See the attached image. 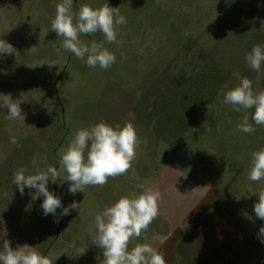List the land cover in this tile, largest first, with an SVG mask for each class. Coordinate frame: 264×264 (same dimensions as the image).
Returning <instances> with one entry per match:
<instances>
[{
	"label": "rangeland",
	"instance_id": "rangeland-1",
	"mask_svg": "<svg viewBox=\"0 0 264 264\" xmlns=\"http://www.w3.org/2000/svg\"><path fill=\"white\" fill-rule=\"evenodd\" d=\"M61 2L0 0V39L15 49L0 55V94L18 99L25 116L10 121L0 108V248L6 239L70 264L102 257L88 232L95 215L147 184L161 193L159 216L129 248L147 238L157 250L172 243L181 259L168 264H210V257L213 264H264V220L254 212L264 180L248 178L251 154L264 148V126L252 121L254 109L223 103L245 77L264 90V65L257 73L245 60L254 45L264 46V0H73L74 15L83 4L108 3L126 18L121 43L105 42L116 56L107 70L62 49L51 31ZM80 39L90 45L104 36ZM245 114L252 134L238 130ZM100 121L133 124L140 145L132 168L75 195L68 181H50L64 207L76 201L81 210L44 216L43 197L33 200L27 187L21 195L13 174L34 172L33 159L59 170L74 134ZM73 244L86 254L70 258Z\"/></svg>",
	"mask_w": 264,
	"mask_h": 264
},
{
	"label": "clouds",
	"instance_id": "clouds-1",
	"mask_svg": "<svg viewBox=\"0 0 264 264\" xmlns=\"http://www.w3.org/2000/svg\"><path fill=\"white\" fill-rule=\"evenodd\" d=\"M72 9L73 0H62L56 5L55 17L51 21V31L62 38V49L81 61L86 58V64L90 68L98 66L103 70L109 69L116 62V56L104 45L105 42L121 43L117 38L118 28L127 23L126 18L120 15L119 8H113L108 3L98 8L83 4L75 15ZM97 32L103 34L104 41H92L89 45L80 39L81 35ZM14 52L10 43L0 39V55ZM245 60L253 70L260 73L264 65V46L254 45L246 54ZM20 103L10 95L0 94V108L7 109L6 118L10 121L24 123L25 116ZM223 103L231 105L238 112L242 109H254L252 121L257 126H264V90L256 91L249 78H242L228 90L224 94ZM238 130L246 134L256 131L253 124L249 123L247 114L238 124ZM139 145L140 138L132 123H125L121 127L100 121L74 134L67 149L62 151L59 170L52 165L41 168L33 159L31 163L35 171L26 174L28 169L20 167L13 174V183L18 186L21 195L27 187L35 189L33 200L43 197L41 208L44 216L51 214L55 217L58 208L62 209L61 216L68 215L73 209L80 213V204L76 201L64 207L61 199L49 191V182L62 184L63 181H68V192L72 195L78 191L84 192L88 187H102L109 178L129 172ZM248 178L252 182L264 180V148L251 154ZM137 188L142 189L139 194L131 192L121 196L111 206H106L101 213L96 214L94 226L88 229L91 243L102 250L104 259L101 264H168L165 254L152 247L147 238L144 243H137L129 248L130 242L141 237L159 216L160 191L147 184L137 185ZM257 195L258 202L254 205V212L257 218L264 220V190ZM258 235L264 237V226L260 227ZM261 242L264 243V239ZM72 247L74 251L70 258L86 254V246L73 244ZM176 259L181 257L177 255ZM0 264H53V261L27 244L13 248L5 239L0 248Z\"/></svg>",
	"mask_w": 264,
	"mask_h": 264
},
{
	"label": "crops",
	"instance_id": "crops-1",
	"mask_svg": "<svg viewBox=\"0 0 264 264\" xmlns=\"http://www.w3.org/2000/svg\"><path fill=\"white\" fill-rule=\"evenodd\" d=\"M172 245V243H167V242H164L162 246H159V252H162L165 254V258L167 260L168 263H173L175 260H176V255L174 254V251L173 250H169V247ZM168 247V248H167ZM52 261H53V264H70L72 263V261L70 260H67L66 257H53V258H50ZM104 259L103 255L102 257L98 256L96 258L94 257H88V258H84L81 261L82 264H101L102 260ZM212 258L210 257V264H213L211 263L212 262ZM63 261V262H61ZM75 262V261H74ZM209 264V263H207Z\"/></svg>",
	"mask_w": 264,
	"mask_h": 264
}]
</instances>
